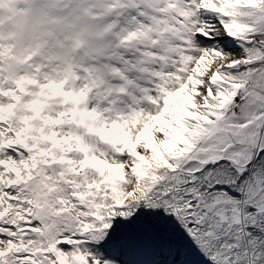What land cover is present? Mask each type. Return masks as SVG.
Listing matches in <instances>:
<instances>
[{
  "label": "snow or ice",
  "instance_id": "snow-or-ice-1",
  "mask_svg": "<svg viewBox=\"0 0 264 264\" xmlns=\"http://www.w3.org/2000/svg\"><path fill=\"white\" fill-rule=\"evenodd\" d=\"M0 264H264V0H0Z\"/></svg>",
  "mask_w": 264,
  "mask_h": 264
}]
</instances>
